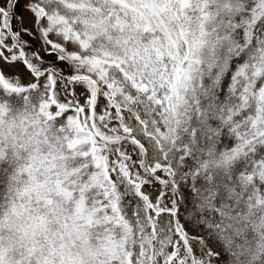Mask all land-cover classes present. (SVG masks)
I'll return each mask as SVG.
<instances>
[{
    "label": "snow or ice",
    "instance_id": "obj_1",
    "mask_svg": "<svg viewBox=\"0 0 264 264\" xmlns=\"http://www.w3.org/2000/svg\"><path fill=\"white\" fill-rule=\"evenodd\" d=\"M0 264H264V0H0Z\"/></svg>",
    "mask_w": 264,
    "mask_h": 264
}]
</instances>
